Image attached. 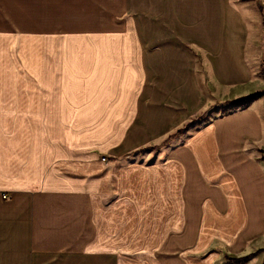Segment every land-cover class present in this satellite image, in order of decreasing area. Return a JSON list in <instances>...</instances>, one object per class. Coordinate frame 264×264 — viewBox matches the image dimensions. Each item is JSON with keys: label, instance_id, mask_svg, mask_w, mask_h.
<instances>
[{"label": "crops", "instance_id": "1", "mask_svg": "<svg viewBox=\"0 0 264 264\" xmlns=\"http://www.w3.org/2000/svg\"><path fill=\"white\" fill-rule=\"evenodd\" d=\"M207 1L0 0V264H264L263 103L95 175L203 103L180 40L248 77L245 25Z\"/></svg>", "mask_w": 264, "mask_h": 264}, {"label": "rangeland", "instance_id": "2", "mask_svg": "<svg viewBox=\"0 0 264 264\" xmlns=\"http://www.w3.org/2000/svg\"><path fill=\"white\" fill-rule=\"evenodd\" d=\"M222 1L223 0H221V2ZM99 13H102V11H99ZM141 13L142 12L134 11L133 9L130 10L129 15L132 20L131 27L133 26L132 22L134 19L140 22L142 19L140 17ZM122 15H124L122 19H127L125 17L127 13H123ZM215 15L216 5L214 4V0H209L207 1L204 12V16L207 20L206 22H215ZM119 16H121V14ZM225 20L227 29L232 27L233 22L238 21H241L246 27L243 45V60L249 72L248 77L240 82L219 81L211 70L209 49L200 42L180 40L182 47L186 49L189 56L192 58L193 75L197 86L204 95L203 103L197 109L189 112L190 114L188 113L187 116L179 120L169 135H163L154 144L132 150L128 155L118 159L112 156L102 155L103 153L98 154L97 172L96 174H92L104 178L106 166L116 162V160L120 161L118 162L119 164L144 163L148 158L147 151H157V153L162 154L170 147L181 146L187 138L205 129L208 124L243 110L247 105L249 106L257 101L264 105V72L261 66L262 61L264 63V0H226ZM225 20H223V22ZM81 21H83V19H81ZM162 28L168 31L169 34L165 35L164 40H161L165 43L172 42L176 45L177 34L175 30L169 28L166 23H162ZM235 33L237 32L232 28L227 31V36H235ZM151 42H153L155 46L161 43L160 40H152ZM260 59L262 61H260ZM256 92H263V94L247 104H242L241 106L236 105V100L244 103L245 96ZM104 127L106 126H97L99 135L103 133ZM263 152L264 151H258V156H262ZM161 158L164 159V156L162 155ZM89 174L88 172L87 175ZM104 201H106V199H104ZM126 255L134 254L126 253ZM138 255L141 257V254ZM143 258V260L153 261L154 254L148 252Z\"/></svg>", "mask_w": 264, "mask_h": 264}, {"label": "trees", "instance_id": "3", "mask_svg": "<svg viewBox=\"0 0 264 264\" xmlns=\"http://www.w3.org/2000/svg\"><path fill=\"white\" fill-rule=\"evenodd\" d=\"M261 66H262V69H263V72H264V63H263V61H262ZM262 94H263V92L252 93V94H249V95L244 97V101H245L244 103L240 102L238 100H236L235 103H236L237 106H241L242 104H247L248 102L252 101L253 99L259 97Z\"/></svg>", "mask_w": 264, "mask_h": 264}, {"label": "built area", "instance_id": "4", "mask_svg": "<svg viewBox=\"0 0 264 264\" xmlns=\"http://www.w3.org/2000/svg\"><path fill=\"white\" fill-rule=\"evenodd\" d=\"M3 197H5V196L3 195Z\"/></svg>", "mask_w": 264, "mask_h": 264}]
</instances>
